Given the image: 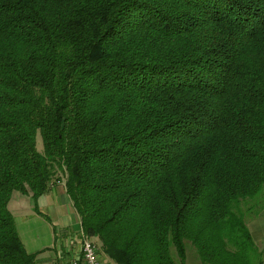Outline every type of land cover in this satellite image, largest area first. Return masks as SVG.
I'll list each match as a JSON object with an SVG mask.
<instances>
[{
  "label": "trees",
  "instance_id": "1",
  "mask_svg": "<svg viewBox=\"0 0 264 264\" xmlns=\"http://www.w3.org/2000/svg\"><path fill=\"white\" fill-rule=\"evenodd\" d=\"M58 184L113 264H263L264 0H0V264Z\"/></svg>",
  "mask_w": 264,
  "mask_h": 264
},
{
  "label": "rangeland",
  "instance_id": "2",
  "mask_svg": "<svg viewBox=\"0 0 264 264\" xmlns=\"http://www.w3.org/2000/svg\"><path fill=\"white\" fill-rule=\"evenodd\" d=\"M37 148L40 152H42L44 149V142L41 133H38L37 135ZM17 199L22 201L21 207L16 206L15 203ZM250 206V204H244L242 208L243 210H247ZM34 207L35 206L32 198L23 196L19 192L13 193L9 204V209L14 215L16 226L24 245H27V249L30 252H33L36 249H38V251L41 250L42 253H40L39 258L46 256L54 257L55 251L52 249L51 244L53 243L50 239V236H52V231L49 228V226L52 225L51 214L46 209L43 210V214L41 212L39 216ZM262 207L263 208H261L258 213L251 212L247 216L246 222L250 231L253 233L257 247L264 254V202L262 203ZM92 241L99 246L98 240ZM191 254L192 250L188 248V257L189 255L191 256ZM101 259L104 264H113L112 262H109L110 260L105 258L102 254Z\"/></svg>",
  "mask_w": 264,
  "mask_h": 264
},
{
  "label": "crops",
  "instance_id": "3",
  "mask_svg": "<svg viewBox=\"0 0 264 264\" xmlns=\"http://www.w3.org/2000/svg\"><path fill=\"white\" fill-rule=\"evenodd\" d=\"M26 197L32 198L31 196ZM21 203L22 201L17 199L15 204L21 207ZM38 206L40 212L47 209L51 214L52 225L49 226V228L52 231V236H49L53 243L51 244L52 249L55 251L54 257H40V264H66L75 260L81 248V221L78 213L73 207L70 197L66 193L64 184L55 185L51 191L38 200ZM38 215L40 216V214ZM25 247L27 249V245H25ZM27 251L30 252L28 249ZM36 252H41V250L38 251V249H36L30 253ZM187 264L203 263L192 253L187 259Z\"/></svg>",
  "mask_w": 264,
  "mask_h": 264
},
{
  "label": "built area",
  "instance_id": "4",
  "mask_svg": "<svg viewBox=\"0 0 264 264\" xmlns=\"http://www.w3.org/2000/svg\"><path fill=\"white\" fill-rule=\"evenodd\" d=\"M81 248L77 258L66 264H104L101 259L99 246L87 238L81 229Z\"/></svg>",
  "mask_w": 264,
  "mask_h": 264
}]
</instances>
